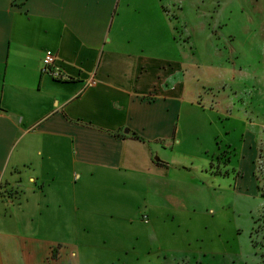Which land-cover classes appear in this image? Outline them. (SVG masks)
Returning a JSON list of instances; mask_svg holds the SVG:
<instances>
[{"label":"crops","instance_id":"0c3cea01","mask_svg":"<svg viewBox=\"0 0 264 264\" xmlns=\"http://www.w3.org/2000/svg\"><path fill=\"white\" fill-rule=\"evenodd\" d=\"M167 11L163 0H0V264H89L93 230L148 224L202 172L178 150L185 104L203 96ZM216 11L197 26L206 39L212 18L229 22ZM47 49L62 79L42 72ZM254 85L263 115L264 77ZM250 125L260 146L264 121Z\"/></svg>","mask_w":264,"mask_h":264},{"label":"rangeland","instance_id":"374dc122","mask_svg":"<svg viewBox=\"0 0 264 264\" xmlns=\"http://www.w3.org/2000/svg\"><path fill=\"white\" fill-rule=\"evenodd\" d=\"M163 1L183 44L184 72L197 75L194 87L203 96L197 105L185 104L180 123L189 137L178 150L193 155L202 172H191L197 176L192 183L187 174L184 180L191 186L178 198L179 187L170 206L148 213V224L119 220L93 230L95 235L84 241L94 255L89 264L114 259V264H142L135 252L148 253L155 264H264V197L259 189L264 191V139L259 146L250 125L264 121V113H256L260 94L254 90L255 81L264 77V41L259 39L264 0ZM211 10H217L215 20L225 17L229 22L217 26L212 18L206 26L205 21L208 32L215 33L206 39L198 25ZM186 17L185 28L181 23ZM233 30L239 33L236 38L229 37ZM152 227L157 237L153 244L147 239ZM118 237H124V245Z\"/></svg>","mask_w":264,"mask_h":264},{"label":"built area","instance_id":"2783aa9c","mask_svg":"<svg viewBox=\"0 0 264 264\" xmlns=\"http://www.w3.org/2000/svg\"><path fill=\"white\" fill-rule=\"evenodd\" d=\"M56 55L53 51L47 49L44 52L43 58H42V72L49 74L51 77L55 79H62L63 75L58 71V69L54 66L55 64ZM93 81H91L92 83ZM142 220L144 222L148 221V218L146 215L142 217Z\"/></svg>","mask_w":264,"mask_h":264},{"label":"trees","instance_id":"16d2710c","mask_svg":"<svg viewBox=\"0 0 264 264\" xmlns=\"http://www.w3.org/2000/svg\"><path fill=\"white\" fill-rule=\"evenodd\" d=\"M133 136H135V135H133ZM257 179H258V178H257ZM262 188H263V187L259 185V189L261 190V192H262V196L264 197V191H263Z\"/></svg>","mask_w":264,"mask_h":264}]
</instances>
